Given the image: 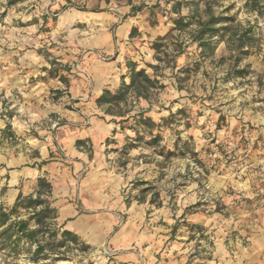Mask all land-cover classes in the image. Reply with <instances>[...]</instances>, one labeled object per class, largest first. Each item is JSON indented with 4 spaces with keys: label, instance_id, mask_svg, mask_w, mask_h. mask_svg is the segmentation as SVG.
I'll return each instance as SVG.
<instances>
[{
    "label": "crops",
    "instance_id": "obj_1",
    "mask_svg": "<svg viewBox=\"0 0 264 264\" xmlns=\"http://www.w3.org/2000/svg\"><path fill=\"white\" fill-rule=\"evenodd\" d=\"M7 1L0 17L13 13ZM28 3L36 9L28 19L42 15L50 27L39 36L48 55L35 51L29 76L11 71L0 77V113L7 105L4 97L22 93L20 99H12L15 115L10 122L0 115V185L7 187L3 206L12 207L20 193L35 194L38 180L45 179L52 186L50 201L59 225L90 246L104 248L112 264H264L262 210L245 207L259 214L252 218L247 213L227 219L220 210L200 208L186 213L181 209L174 215L166 206L140 200L135 182L149 181L157 170L143 160L142 146L131 149L128 160H116L135 139L132 123L139 115H108L97 100L105 91H118L122 77L129 82L127 61L149 75L155 58L144 39L156 37L159 30L147 27L139 15L126 19L130 6L115 14L103 7L104 1L94 11H82L75 0ZM78 23L88 24L91 38L86 47L114 59L103 62L91 56L85 61L84 75L67 78L65 68L73 58L68 52L79 49L60 47V42L64 32ZM115 24L114 34L110 29ZM133 29L145 38H130ZM4 32L0 24L1 38ZM140 114L159 119L152 110ZM8 125L15 139L11 143L6 137ZM79 141L86 145L78 146ZM217 191L220 196L222 190ZM197 228L203 232L201 242L194 234Z\"/></svg>",
    "mask_w": 264,
    "mask_h": 264
},
{
    "label": "rangeland",
    "instance_id": "obj_2",
    "mask_svg": "<svg viewBox=\"0 0 264 264\" xmlns=\"http://www.w3.org/2000/svg\"><path fill=\"white\" fill-rule=\"evenodd\" d=\"M11 1L14 3L9 4ZM100 1L115 14H119L120 7L130 6L126 19L139 15L147 27L160 32L149 39H144L138 29L130 34V38L140 37L150 44L155 60L148 66V73L156 78L158 85L146 98L130 94L127 104L113 110L124 115L118 118H125L131 112L141 115L147 109L159 116L149 125L136 119L132 123L136 144L128 142L116 159L128 160L129 146L140 145L148 167L152 171L156 167L155 177L151 176L147 182H135L140 200L166 206L174 215L181 209L186 213L193 208L220 210L227 219L247 213L252 218L259 215L255 211L264 212V0H111V7L106 0H75V4L82 11H94L100 9ZM5 2L0 0L1 15ZM7 2L13 13L0 17L6 35L2 37L6 42H1L0 36V77L5 78L11 71L29 76L33 71L30 65L36 60L35 51L48 55V47L39 36L48 33L50 27H46L42 15L28 19L36 10L28 0ZM177 2L192 4H183L176 12ZM212 16L229 18V26L240 34L251 31L252 41L245 44L241 53L228 47V37L224 42L214 38L210 49L199 48L193 42L198 31L196 22L199 18L207 21ZM180 17L186 21L193 18L194 25L177 30L175 20ZM40 24L43 27L39 28ZM116 25L110 29L114 34ZM35 35L33 39L30 37ZM90 38L87 23L75 24L64 32L60 47L79 49L77 53L68 52L73 58L65 68L66 77L84 75L85 61L91 56L103 62L114 59L89 50L86 40ZM241 72L246 75L241 76ZM21 97L19 91L4 97L7 105L0 115L6 123L15 115V109H10L12 99ZM6 132L9 142H13L14 137ZM155 136H159V144L147 146L145 143ZM138 137L142 138L141 142L136 141ZM4 188L0 185V205L6 193ZM247 206L254 212L245 209ZM29 216V211L21 210L0 227V264H112L104 248L92 247L80 238L78 245L67 243L47 259L44 254L36 258L35 244L22 240L16 246L15 237L9 241L4 235L9 225ZM48 223L53 229L60 228L57 219ZM31 228H35V222ZM194 234L198 242L203 240L201 230ZM59 241L57 238L56 244Z\"/></svg>",
    "mask_w": 264,
    "mask_h": 264
},
{
    "label": "trees",
    "instance_id": "obj_3",
    "mask_svg": "<svg viewBox=\"0 0 264 264\" xmlns=\"http://www.w3.org/2000/svg\"><path fill=\"white\" fill-rule=\"evenodd\" d=\"M111 0H106L110 3ZM116 1H130V0H116ZM10 2L9 4H13ZM183 4H192L189 2H177L175 11L183 6ZM256 6V4H254ZM255 9V8H254ZM229 23V18H214L210 17L207 21L199 18L196 22L198 25V31L193 37V42L197 43L199 48L210 49L212 44L211 41L214 38L219 37L218 42H224L226 37H228V47L235 52L241 53L247 42L252 41L249 35L251 31H246L239 33L234 31L232 27L227 23L224 27H217L221 23ZM194 25L193 18H189L187 21L180 17L175 20V27L177 30H186ZM207 37V38H206ZM126 67L129 70V82L125 81L126 77H122L121 87L115 93L110 91H105L102 96L97 100V105L99 108L105 109L106 114L113 116L124 117L123 114L114 113L115 108H120L121 105L127 104L130 94L135 93L139 98H146L151 89L156 88L158 81L152 79L146 72V69L137 70V64L131 61L126 62ZM242 75H246V72H241ZM64 83H67L66 78L61 77ZM136 120V119H135ZM139 122L149 125L154 123L150 118H144L143 115H139ZM9 130V125L6 131ZM7 133V132H6ZM8 135V134H7ZM140 137L136 141L141 142ZM160 142L159 136L153 137L152 140L147 141L145 144L149 147H155ZM78 146L85 145L84 141H79ZM136 146L130 145L129 148L133 149ZM4 192L7 191V187L3 189ZM52 194V186L45 179H39L37 190L35 194L24 195L20 193L17 200L13 204L11 209L7 211L3 204L0 205V227L6 225L12 215L17 214L21 210H27L30 212V216L27 220H19L14 224L9 225L4 230V235L7 236L9 241L13 240L15 237L14 244L17 246L20 241L26 240L28 243L35 244L36 250L34 252L36 258L44 254L46 257H51L56 253V249L65 247L67 243H73L75 245L79 244L78 235L65 230L62 226L59 229H53L48 221H53L57 219V212L52 207V202L50 197ZM32 222H35V228H31ZM197 230H201L197 228ZM60 238V241L56 244V239ZM49 251L50 254L47 253Z\"/></svg>",
    "mask_w": 264,
    "mask_h": 264
}]
</instances>
